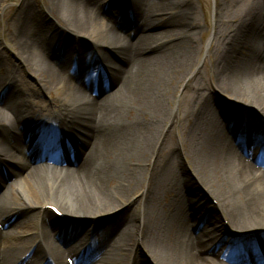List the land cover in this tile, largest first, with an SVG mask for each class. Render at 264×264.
Listing matches in <instances>:
<instances>
[{
	"label": "bare ground",
	"instance_id": "bare-ground-1",
	"mask_svg": "<svg viewBox=\"0 0 264 264\" xmlns=\"http://www.w3.org/2000/svg\"><path fill=\"white\" fill-rule=\"evenodd\" d=\"M127 1L48 0L41 21L24 0L9 20L22 62L0 64V190H15L0 193V264H264V0L230 30L217 7L211 85L193 74V2Z\"/></svg>",
	"mask_w": 264,
	"mask_h": 264
},
{
	"label": "rangeland",
	"instance_id": "rangeland-1",
	"mask_svg": "<svg viewBox=\"0 0 264 264\" xmlns=\"http://www.w3.org/2000/svg\"><path fill=\"white\" fill-rule=\"evenodd\" d=\"M23 1L24 0H0V52H3V50L6 49L5 50L6 53H4L3 57L0 58V64H21L22 62L21 57L19 58V56L18 57L14 56V54H18L17 53L18 46H17L16 37L12 35V27H13L14 22L12 21V23H10L9 20H13L15 16L19 13L21 9V4ZM28 1H30L33 4V6L36 8L38 12L39 20L41 21L43 19L48 20L46 14L41 12L42 8H45L48 5V0H28ZM120 1H123V2L119 3L118 7L125 6L126 8L131 7L133 9V5H134L133 2H128L127 0L125 1L119 0V2ZM163 1H172V0H163ZM176 1H183L185 3L189 1L188 3L193 2L194 4L195 10H196L195 13L197 15L196 22L199 24L198 25L199 28L194 33L193 46L196 48V56H195V63H194L195 67L193 68V74L196 72L197 75L200 76V81L202 82V84L211 85L212 56L208 54V50L213 49L216 43L219 42L220 40L219 36L215 34L217 7L219 5H226L223 15H224V18H225L224 20L226 24L229 23V30H230L231 25H233L231 21L234 20V17L236 15L242 12H246V14H252L256 11H259L260 9L257 7V4H259V1L261 0H176ZM237 4L239 5L238 7H236ZM254 4H256V6ZM173 21H177L176 17ZM165 22L166 21H161L160 29L158 28V30H162L165 27L167 28L171 27L170 29L173 28L172 24H167V22L166 23ZM35 23H37V21L32 23L30 27L31 29H34V32L36 31L35 28H37V25H34ZM57 23H58V27L59 25L60 27L62 26V30H63V27H65L64 20L62 19L61 21L60 19L58 20ZM149 53L151 52L149 51L145 52V54H149ZM114 64H115L114 66L115 69L120 68V62L115 61ZM104 71L105 70L102 71V74ZM23 74H24L25 80L28 81L31 84V86L37 89L38 85H37V81H35V78L33 76L26 75L25 73ZM172 85L174 87L173 91H176L175 93L176 96L179 98L182 95V97L180 98L182 101H180V105H178L179 107H182L183 101L185 99L183 94L185 93L188 87V83L187 81H183V82L179 81L176 83V80L174 79L172 81ZM173 96L171 97V100H170V107L173 110H176V104L173 102L174 101ZM23 97H24V100L30 101L29 98H26L25 96ZM38 97L42 99V101L46 102L47 106H53L56 99H61V93L57 90H53V92L50 94L47 93L46 95L44 94ZM19 100H21V96L18 98V101ZM218 101L223 102L224 104L229 103L222 96H219ZM176 120H177V116L174 122ZM172 136H173V139L177 142V140L179 139V131L175 127L172 129ZM38 146H39L38 143H36L35 148L38 149ZM31 166L32 168L36 167L35 164H31ZM5 187L9 188V189L8 188L5 189V191L7 192L9 197H12L15 190H13L9 186V183L5 185L1 190H3ZM1 190H0V193H1ZM174 196L175 194L173 192H170L167 196H165L164 193H161L159 196V206L161 208H168ZM209 196H210V203L212 204V206L214 207L216 206L217 208L221 210L222 207H219L220 203L218 204V201L214 199V197L211 195L210 192H209ZM20 204H22L21 201H20ZM22 208H24V206ZM32 209H36V208H32ZM58 209L61 211H65L64 208L60 206H58ZM47 210H49L56 218H58V220H65L66 218V217L65 218L58 217L48 208V206H47ZM24 211L27 212V210L25 209L23 210V212ZM22 214L23 213H20L19 215L17 214L15 217H13L11 219L13 220L12 223L14 224L18 223L20 221V218L23 216ZM131 216L132 215H129L127 219H119V220H128L127 224H131L134 220V218H132ZM223 222L228 226V231H230L233 235L238 236L240 234L238 231L233 229L235 226L231 223L229 219L224 220ZM200 228H202V226H200ZM262 245L264 246V243H262ZM84 256H87V255L85 254ZM145 258L148 264H154L153 261L151 260L152 258L150 255L148 256L145 255ZM94 262L93 264H97L98 261H96L95 263Z\"/></svg>",
	"mask_w": 264,
	"mask_h": 264
}]
</instances>
